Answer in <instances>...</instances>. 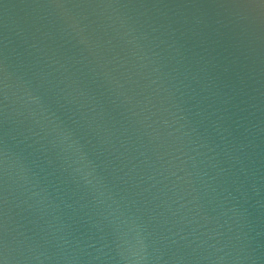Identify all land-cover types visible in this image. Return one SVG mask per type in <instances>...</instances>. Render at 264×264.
Returning a JSON list of instances; mask_svg holds the SVG:
<instances>
[{
	"label": "water",
	"instance_id": "obj_1",
	"mask_svg": "<svg viewBox=\"0 0 264 264\" xmlns=\"http://www.w3.org/2000/svg\"><path fill=\"white\" fill-rule=\"evenodd\" d=\"M264 130V0H0V193Z\"/></svg>",
	"mask_w": 264,
	"mask_h": 264
}]
</instances>
